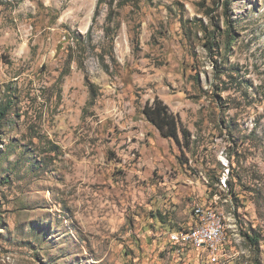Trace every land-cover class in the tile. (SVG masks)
Returning a JSON list of instances; mask_svg holds the SVG:
<instances>
[{"label": "rangeland", "instance_id": "rangeland-1", "mask_svg": "<svg viewBox=\"0 0 264 264\" xmlns=\"http://www.w3.org/2000/svg\"><path fill=\"white\" fill-rule=\"evenodd\" d=\"M97 4L0 0V264H174L196 204L264 264V0Z\"/></svg>", "mask_w": 264, "mask_h": 264}, {"label": "built area", "instance_id": "built-area-1", "mask_svg": "<svg viewBox=\"0 0 264 264\" xmlns=\"http://www.w3.org/2000/svg\"><path fill=\"white\" fill-rule=\"evenodd\" d=\"M192 216L193 226L187 230L169 233L168 242L178 248L199 251L210 264L218 263L225 254L223 248L227 242L225 218L214 207L201 204L192 208Z\"/></svg>", "mask_w": 264, "mask_h": 264}, {"label": "trees", "instance_id": "trees-1", "mask_svg": "<svg viewBox=\"0 0 264 264\" xmlns=\"http://www.w3.org/2000/svg\"><path fill=\"white\" fill-rule=\"evenodd\" d=\"M103 3V0H98L97 7ZM9 106H6L0 112V119L8 111ZM142 114L146 120L152 124L164 138H171L175 141H179V131L184 136L185 140L188 142V134L186 130H181V125L178 117L171 113L166 105H164L160 100L155 99L152 104L146 103ZM251 242L255 243L257 240L255 237L248 238Z\"/></svg>", "mask_w": 264, "mask_h": 264}, {"label": "crops", "instance_id": "crops-1", "mask_svg": "<svg viewBox=\"0 0 264 264\" xmlns=\"http://www.w3.org/2000/svg\"><path fill=\"white\" fill-rule=\"evenodd\" d=\"M172 248L173 247L170 248L169 253L176 255V253L178 254L179 252V254H181L180 256L176 255L177 258L174 259V264H210L205 256L195 249L181 248L178 251H173Z\"/></svg>", "mask_w": 264, "mask_h": 264}]
</instances>
